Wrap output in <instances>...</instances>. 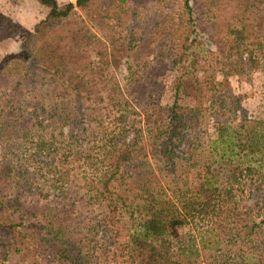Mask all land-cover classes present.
Listing matches in <instances>:
<instances>
[{"label": "trees", "instance_id": "trees-1", "mask_svg": "<svg viewBox=\"0 0 264 264\" xmlns=\"http://www.w3.org/2000/svg\"><path fill=\"white\" fill-rule=\"evenodd\" d=\"M37 1L48 13L22 48L31 49L35 70L42 73L41 66L56 83L41 98L74 101L71 110L79 117L59 110L58 163L81 165L85 173L80 188L101 213L85 233L69 236L65 221L48 219L42 228L25 232L29 216L8 197L15 168L12 160L1 158V238L15 250L26 242L46 245L60 264H264V115L237 124L211 121L202 129L198 110L179 104L198 102L205 93L192 68L185 66L190 59L185 55L195 44L191 28L180 22L175 45L180 54L173 63L177 66L184 56L185 64L170 88L171 103L157 119L146 107L141 113L134 105L136 80L130 68L121 86L115 82L114 71L126 55L124 42L115 41L133 17L131 0H75L63 6L56 0ZM156 2L171 3L190 16V0ZM93 21L97 28L108 27L109 34L93 32ZM18 29L0 16V41ZM229 34L239 36L240 31ZM254 59L248 56L249 67ZM34 113L32 126L38 127L42 121ZM130 131L134 135L128 139ZM194 131L200 132L199 142L186 148L183 143ZM51 139L32 140L36 150L25 154L27 158L46 150ZM147 149L157 151V163L166 168L158 164L154 171L148 164L149 173L130 169L131 163L148 160ZM184 227L188 233L179 235L177 230Z\"/></svg>", "mask_w": 264, "mask_h": 264}, {"label": "rangeland", "instance_id": "rangeland-1", "mask_svg": "<svg viewBox=\"0 0 264 264\" xmlns=\"http://www.w3.org/2000/svg\"><path fill=\"white\" fill-rule=\"evenodd\" d=\"M190 1L189 16L171 3L131 0L133 17L126 27L117 32L120 39L115 41L117 45L124 42L121 46L126 54L120 58L118 70L114 71L115 82L121 86L127 68H130L136 80L132 84L136 98L134 105L141 113L146 107L145 111L152 117L158 119L162 116L163 109L171 103L170 88L176 83L182 70L180 68L185 64L184 56L177 66V63H173L177 62L175 54H180L175 45L179 25L183 21L191 28L192 37L195 38V44L186 53L189 55H185L190 56L185 66L192 68L191 74L202 82L205 93L198 102L179 104L198 110L196 114L199 122H203L202 129L211 121L237 124L244 119L252 121L262 118L264 0ZM56 2L63 6L75 0ZM240 11L244 14H239ZM47 13L48 8L37 0H0V16L8 17L19 27L13 37L0 41V160H12L15 168L8 197H13L16 206L23 207L29 216L23 230L26 232L31 227L38 229V226L42 228L47 219L65 221L68 234L72 236L89 231L91 224L100 218L101 211L99 206L89 201L86 190L80 188L81 177L85 173L81 165L58 163L62 152L59 110H69V114L79 117V113L71 110L75 107L74 101L50 102L47 97L41 98L49 85L53 87L56 83L49 81L47 71L41 66L38 65V68L42 73L36 71L28 55L31 49L22 48L26 36L39 21L45 19ZM97 24L93 21V32L100 37L109 34L108 27L97 28ZM232 29L239 30V36L230 35ZM249 55L255 58L250 67ZM34 112L38 114L39 122L42 121L38 127L32 126ZM64 131H68L67 127ZM133 135L134 131H130L127 138L131 139ZM198 136L200 132H192L183 146L187 148V145L197 144ZM36 138L52 139L48 141L50 145L46 150L27 158L25 154L30 155L36 150L32 143ZM180 150L185 149L181 147ZM146 152L148 160L131 163L130 169L137 167L149 173L148 164L154 171L158 164L164 168V163H157L160 160L155 154L157 151L153 150L152 153L147 149ZM148 175L147 178L155 182ZM193 178L190 173L188 180L192 181ZM177 233L185 236L188 228H180ZM1 237L2 234L0 264H60L54 259V251L46 245L33 246L26 242L15 250ZM201 257L199 262L205 259V254ZM85 262L83 260L78 264Z\"/></svg>", "mask_w": 264, "mask_h": 264}]
</instances>
